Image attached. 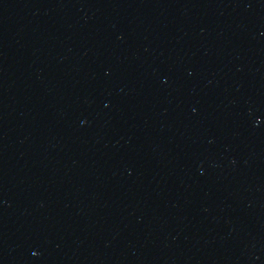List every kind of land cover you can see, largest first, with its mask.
Returning <instances> with one entry per match:
<instances>
[{
	"label": "water",
	"instance_id": "water-1",
	"mask_svg": "<svg viewBox=\"0 0 264 264\" xmlns=\"http://www.w3.org/2000/svg\"><path fill=\"white\" fill-rule=\"evenodd\" d=\"M0 264H264V0H0Z\"/></svg>",
	"mask_w": 264,
	"mask_h": 264
}]
</instances>
